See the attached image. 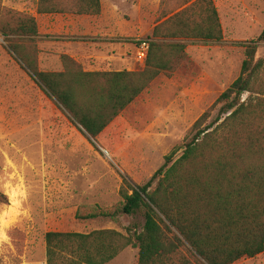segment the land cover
Here are the masks:
<instances>
[{
    "label": "rangeland",
    "instance_id": "1",
    "mask_svg": "<svg viewBox=\"0 0 264 264\" xmlns=\"http://www.w3.org/2000/svg\"><path fill=\"white\" fill-rule=\"evenodd\" d=\"M1 1L3 7L41 21L50 37L49 47L42 51L46 55L40 58L41 35L34 45L26 44L27 52L35 46L39 71L62 72L58 43L73 36L67 35L68 28L90 19L39 15V0ZM187 1L101 0L102 13L96 17L116 27L117 32L109 36L114 43L130 45L128 72H137L144 68V62L137 61L138 44L193 0L186 5ZM214 3L224 43H189L180 65L155 79L97 141L87 139L81 127L44 93L0 34V264H46L48 232L114 229L125 233L127 228H142L141 214L117 220H83L78 215L97 208L114 210L122 202L124 177L144 185L172 151L178 150L180 156L194 123L239 77L245 55L237 44L255 40L264 31V0ZM263 58L264 42L257 53V59ZM77 63L85 72L105 69ZM138 252L130 247L109 264H138ZM235 264H264V253Z\"/></svg>",
    "mask_w": 264,
    "mask_h": 264
},
{
    "label": "trees",
    "instance_id": "2",
    "mask_svg": "<svg viewBox=\"0 0 264 264\" xmlns=\"http://www.w3.org/2000/svg\"><path fill=\"white\" fill-rule=\"evenodd\" d=\"M37 13L96 17L102 5L39 0ZM0 34L44 93L96 141L155 79L180 65L189 43H224L214 0H193L156 26L137 72H85L67 55L61 56L62 72L39 71L35 46L30 54L26 48L40 40L37 19L1 0ZM263 42L264 31L237 44L245 55L239 77L194 123L180 156L172 151L144 185L124 177L114 210L78 215L117 220L141 214L142 228L48 232L46 264H109L130 247L139 251L138 264H235L264 253V58L257 59Z\"/></svg>",
    "mask_w": 264,
    "mask_h": 264
},
{
    "label": "crops",
    "instance_id": "3",
    "mask_svg": "<svg viewBox=\"0 0 264 264\" xmlns=\"http://www.w3.org/2000/svg\"><path fill=\"white\" fill-rule=\"evenodd\" d=\"M85 17V16H82ZM84 19H90L81 25L68 28L67 41L59 42L57 48L63 55H67L86 68H92L94 65L104 68V72H122L129 71L128 66L131 59L129 44L114 43L109 37L111 33H116V27L111 23L100 21L97 17L86 16ZM38 20L39 33L42 41L39 43L41 55H46L42 51L49 47L47 41L48 32L40 25ZM79 32V33H78ZM78 33L80 36H75ZM116 67L117 70H112ZM90 71V70H88Z\"/></svg>",
    "mask_w": 264,
    "mask_h": 264
},
{
    "label": "built area",
    "instance_id": "4",
    "mask_svg": "<svg viewBox=\"0 0 264 264\" xmlns=\"http://www.w3.org/2000/svg\"><path fill=\"white\" fill-rule=\"evenodd\" d=\"M148 51V42L141 41L136 47L137 61L144 62Z\"/></svg>",
    "mask_w": 264,
    "mask_h": 264
},
{
    "label": "water",
    "instance_id": "5",
    "mask_svg": "<svg viewBox=\"0 0 264 264\" xmlns=\"http://www.w3.org/2000/svg\"><path fill=\"white\" fill-rule=\"evenodd\" d=\"M82 129V128H81ZM83 130V129H82ZM84 131V130H83ZM101 151H103L102 149H101ZM103 153L105 154V155H108V153H107V151H103Z\"/></svg>",
    "mask_w": 264,
    "mask_h": 264
}]
</instances>
